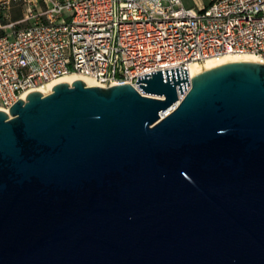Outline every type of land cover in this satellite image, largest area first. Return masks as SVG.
<instances>
[{
  "label": "water",
  "instance_id": "obj_1",
  "mask_svg": "<svg viewBox=\"0 0 264 264\" xmlns=\"http://www.w3.org/2000/svg\"><path fill=\"white\" fill-rule=\"evenodd\" d=\"M188 76L0 111V264H264V65Z\"/></svg>",
  "mask_w": 264,
  "mask_h": 264
},
{
  "label": "built area",
  "instance_id": "obj_2",
  "mask_svg": "<svg viewBox=\"0 0 264 264\" xmlns=\"http://www.w3.org/2000/svg\"><path fill=\"white\" fill-rule=\"evenodd\" d=\"M25 16L0 30V111L65 76L108 88L227 55L264 63V0H213L199 10L183 0H8ZM1 20V15H0ZM21 23L30 25L12 31ZM27 94V96H25ZM25 96V97H24Z\"/></svg>",
  "mask_w": 264,
  "mask_h": 264
},
{
  "label": "bare ground",
  "instance_id": "obj_3",
  "mask_svg": "<svg viewBox=\"0 0 264 264\" xmlns=\"http://www.w3.org/2000/svg\"><path fill=\"white\" fill-rule=\"evenodd\" d=\"M235 62H255V63H260V64L264 65V63L258 57L254 56V55H250V54L241 55V56L227 55V56H224V57H221L218 59L207 60L204 63L192 64L189 68V74L191 77H195V76H197V75H199V74H201L204 71H207L209 69L218 67L220 65H224V64H228V63H235ZM77 79L83 80L87 86H99L91 78H88V77H85V76H82L79 74H72V75L65 76L59 80L54 81V82H51L49 84H46L44 86H41L36 91H39V92L43 93L44 95H49L52 93L53 88L56 85H58L60 83H68V84L72 85L73 81H75ZM25 96H27V94ZM175 107H171L169 109V113L173 112ZM169 113H167V114H169Z\"/></svg>",
  "mask_w": 264,
  "mask_h": 264
},
{
  "label": "rangeland",
  "instance_id": "obj_4",
  "mask_svg": "<svg viewBox=\"0 0 264 264\" xmlns=\"http://www.w3.org/2000/svg\"><path fill=\"white\" fill-rule=\"evenodd\" d=\"M8 0H0V15H1V20L0 23L3 26H8L10 23L15 22L16 19L18 18H24L25 16V3L20 2V3H10L6 4ZM40 5H42V0H38ZM196 4V0H185V3L187 5H191L192 3ZM195 6V5H194ZM197 9V7H196ZM30 23H21L17 25L12 31H19L21 29H24L28 27ZM11 33V29L5 28L4 30H0V37Z\"/></svg>",
  "mask_w": 264,
  "mask_h": 264
},
{
  "label": "crops",
  "instance_id": "obj_5",
  "mask_svg": "<svg viewBox=\"0 0 264 264\" xmlns=\"http://www.w3.org/2000/svg\"><path fill=\"white\" fill-rule=\"evenodd\" d=\"M212 1L213 0H196V4L193 2L191 5H187L185 3V0H183V3L188 8H195L196 9V7H197V9L201 10V9L207 7ZM22 19H23L22 17L21 18H18V19H16V21L14 23L19 22Z\"/></svg>",
  "mask_w": 264,
  "mask_h": 264
}]
</instances>
